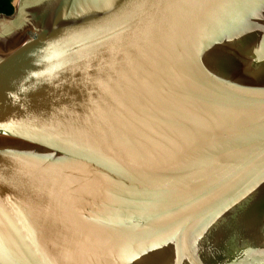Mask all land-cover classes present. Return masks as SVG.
I'll return each instance as SVG.
<instances>
[{"label":"water","instance_id":"water-1","mask_svg":"<svg viewBox=\"0 0 264 264\" xmlns=\"http://www.w3.org/2000/svg\"><path fill=\"white\" fill-rule=\"evenodd\" d=\"M13 5L0 264H264V0Z\"/></svg>","mask_w":264,"mask_h":264},{"label":"trees","instance_id":"trees-1","mask_svg":"<svg viewBox=\"0 0 264 264\" xmlns=\"http://www.w3.org/2000/svg\"><path fill=\"white\" fill-rule=\"evenodd\" d=\"M13 11V0H0V13L12 14Z\"/></svg>","mask_w":264,"mask_h":264},{"label":"bare ground","instance_id":"bare-ground-1","mask_svg":"<svg viewBox=\"0 0 264 264\" xmlns=\"http://www.w3.org/2000/svg\"><path fill=\"white\" fill-rule=\"evenodd\" d=\"M19 1H20V0H14V4H15V5H18Z\"/></svg>","mask_w":264,"mask_h":264},{"label":"built area","instance_id":"built-area-1","mask_svg":"<svg viewBox=\"0 0 264 264\" xmlns=\"http://www.w3.org/2000/svg\"><path fill=\"white\" fill-rule=\"evenodd\" d=\"M13 3H14V0H13Z\"/></svg>","mask_w":264,"mask_h":264}]
</instances>
